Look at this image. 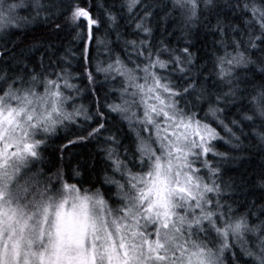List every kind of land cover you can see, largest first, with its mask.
<instances>
[{"label":"snow or ice","instance_id":"6c2138e0","mask_svg":"<svg viewBox=\"0 0 264 264\" xmlns=\"http://www.w3.org/2000/svg\"><path fill=\"white\" fill-rule=\"evenodd\" d=\"M0 264H264V0H0Z\"/></svg>","mask_w":264,"mask_h":264}]
</instances>
